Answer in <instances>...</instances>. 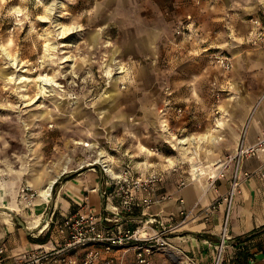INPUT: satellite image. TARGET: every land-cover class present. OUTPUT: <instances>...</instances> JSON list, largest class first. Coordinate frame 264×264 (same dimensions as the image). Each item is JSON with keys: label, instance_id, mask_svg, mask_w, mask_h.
Listing matches in <instances>:
<instances>
[{"label": "rangeland", "instance_id": "374dc122", "mask_svg": "<svg viewBox=\"0 0 264 264\" xmlns=\"http://www.w3.org/2000/svg\"><path fill=\"white\" fill-rule=\"evenodd\" d=\"M152 5L0 0V189L6 194L28 207L39 197L49 200L54 191L39 196L31 183L42 172L47 180L67 159L61 174L91 167L83 161L99 150L114 173L129 167L140 175L164 163L178 166L181 159L193 168V156L200 163L216 149L190 141L207 133L204 124L212 116L205 109L218 97L202 78L181 82L177 56L184 22L173 25L171 34L161 26L156 35ZM252 50L238 55L243 73ZM210 59L215 66L213 54ZM190 65L200 75L197 64ZM42 77L53 83L45 92ZM25 187L34 194L29 205L21 197Z\"/></svg>", "mask_w": 264, "mask_h": 264}, {"label": "crops", "instance_id": "0c3cea01", "mask_svg": "<svg viewBox=\"0 0 264 264\" xmlns=\"http://www.w3.org/2000/svg\"><path fill=\"white\" fill-rule=\"evenodd\" d=\"M153 3L156 35L162 34L161 26L169 28L171 34L173 25L184 22V34L179 42L182 48L177 56L181 82L188 85L194 78H202L203 82L210 83L211 95L218 97L217 103L213 102L212 107L205 109V114L212 116L211 122L204 124L207 133L197 137H201L199 142L216 149L199 161L200 166L223 159L233 152L240 140L246 144L255 143L264 132V48L259 43L250 44L248 34L254 27L252 19L258 18L264 23V0H152ZM165 45L170 46L168 42ZM249 47L253 48V56L251 54L250 59L246 57L251 62L245 64L243 73L239 69L238 55L247 52ZM220 52L231 58L232 65L227 71L217 64L213 66L210 59L212 54ZM169 58L173 59V55ZM192 62L197 64L200 75L193 74ZM232 84L236 88L233 93ZM93 160H85L83 164ZM177 163L179 171L175 172L165 163L161 168H151L150 171H163L162 182L150 193L154 201L148 208L134 206L130 211L119 205L116 187L100 167H84L76 172L71 170L61 174L64 168H68V159L47 180H42V172L31 183L38 191L50 178L59 176L53 195L54 206L48 217V199L39 197L28 207L16 195L6 194L0 189V207L4 208L0 209V248L3 249L0 264H13L24 252L39 245L46 248L57 246L64 238L57 231L56 223L84 205L93 207L99 226L111 231L141 225L150 215L161 220L164 227L180 223L165 235L171 247L157 249L147 256L145 263L136 260L132 244L116 248L108 254L116 262L181 264L184 261L188 264L192 261L195 264H210L223 225L226 203L221 201L208 218L206 209L228 192L231 165L225 177L213 183L204 174L178 188L179 176L186 175L193 168L185 166L186 161L182 159ZM242 168L250 171V176L242 180L240 190L233 199L228 223L230 240L224 254L226 260L236 256V243L264 227V161L249 158L244 160ZM164 195H171L172 199L163 198ZM178 197L183 199L182 203L177 200ZM181 210L185 216L180 214ZM16 216L26 228L18 224ZM35 219L37 224L34 228H28V222ZM152 226L157 228L155 223ZM71 254L79 260L83 249ZM248 264H264V255H258Z\"/></svg>", "mask_w": 264, "mask_h": 264}, {"label": "built area", "instance_id": "2783aa9c", "mask_svg": "<svg viewBox=\"0 0 264 264\" xmlns=\"http://www.w3.org/2000/svg\"><path fill=\"white\" fill-rule=\"evenodd\" d=\"M252 23L254 27L249 31V40L261 44L264 48V23L258 18L252 19ZM180 30L183 32V28ZM180 30L178 31L180 32ZM213 60L222 70L227 71L231 68V58L223 52L213 54ZM249 158H261L264 161V132L255 143L246 144L240 140L233 152L227 154L223 159L204 165L203 172L191 169L186 175L179 176L178 188L204 174L208 176L210 183H213L218 178L225 177L231 165L228 192L221 198L215 199L206 209V218H208L221 201L226 203L223 225L210 264L226 262L225 248L230 240L228 235L229 214L242 180L250 176V171L242 168L244 160ZM102 169L116 187V194L120 198L119 205L128 211L134 206L150 207L154 201L150 193L154 192L163 180V174L159 171L137 175L129 167L123 168L119 173H114L113 170L105 172L103 166ZM171 169L174 172L179 171L178 166H173ZM33 196L31 188L22 189L21 197L28 205L32 203ZM163 198L172 199V196L164 195ZM177 200L180 203L183 202L181 197H178ZM180 214L185 216L183 210L180 211ZM154 223L158 229L152 226ZM179 224L164 227L161 220L150 215L141 225L111 231L99 226L98 216L93 207L84 205L56 223L57 231L64 238L62 242L53 248L36 246L24 252L13 264H121L108 254L114 249L128 244L134 246L136 260L139 263H145L147 256L157 249L171 247L165 235L173 231ZM78 249H83V255L79 260L71 254ZM2 251L3 249L0 248V253ZM181 264H185L184 261ZM188 264L195 263L188 261Z\"/></svg>", "mask_w": 264, "mask_h": 264}, {"label": "bare ground", "instance_id": "6f19581e", "mask_svg": "<svg viewBox=\"0 0 264 264\" xmlns=\"http://www.w3.org/2000/svg\"><path fill=\"white\" fill-rule=\"evenodd\" d=\"M47 85H53V83L51 82V78H40V83L39 86L41 88V92H45L46 91V86ZM201 138V137H200ZM200 138H198L197 140H189L191 143H194L195 141L197 142L198 140L200 141ZM186 139H179L177 141L178 144H182L185 143ZM85 145H89V143H86ZM194 146V145H193ZM190 153V151H189ZM194 156L191 158V163L193 164V170L194 171H200L203 172L204 168L200 166L199 163L194 162L193 161ZM93 162H96L98 164H100L101 166H103L105 172H112L110 163L108 162V158L106 157L105 153L101 150L98 151L97 153V157L94 158ZM93 162H89V163H85V164H91ZM66 168H64L65 170ZM62 173V172H61ZM52 176V175H51ZM58 176V175H57ZM57 176H54L52 178H50L46 184H44L41 188L38 189V195L39 196H43L46 198H49V196L51 195V185L54 182V180L57 178ZM37 179V178H36ZM37 190V188H36ZM37 224V219L32 220L30 222H28V228H32L33 226H35ZM34 228V227H33Z\"/></svg>", "mask_w": 264, "mask_h": 264}, {"label": "trees", "instance_id": "16d2710c", "mask_svg": "<svg viewBox=\"0 0 264 264\" xmlns=\"http://www.w3.org/2000/svg\"><path fill=\"white\" fill-rule=\"evenodd\" d=\"M257 238V241H254ZM238 251L235 257L226 260L224 264H248L258 255H264V231L253 234L235 244Z\"/></svg>", "mask_w": 264, "mask_h": 264}, {"label": "water", "instance_id": "95a60500", "mask_svg": "<svg viewBox=\"0 0 264 264\" xmlns=\"http://www.w3.org/2000/svg\"><path fill=\"white\" fill-rule=\"evenodd\" d=\"M89 165H91V167H95V166H97L98 164H97L96 162H93V163H91V164H89ZM82 168H84V167L81 166L80 168H78V169H76V170H74V171L76 172V171H78L79 169H82ZM58 179H59V176H58V177L54 180V182L52 183V185H51V193H53L55 183L58 181ZM48 205H49V210H48V212H47L46 217H48V216L50 215V213H51V211H52V208H53V206H54V196H50L49 201H48ZM15 218H16V220H17V222H18L19 225H21L23 228H26V225L24 224V222H23L18 216H16ZM262 231H264V227L259 228V229L255 230V231L249 233L246 237H249V236H251V235H253V234H256V233H260V232H262ZM232 242H233V241H232Z\"/></svg>", "mask_w": 264, "mask_h": 264}]
</instances>
